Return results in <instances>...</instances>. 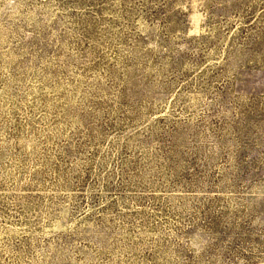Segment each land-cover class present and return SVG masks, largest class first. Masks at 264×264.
<instances>
[{"label":"rangeland","instance_id":"374dc122","mask_svg":"<svg viewBox=\"0 0 264 264\" xmlns=\"http://www.w3.org/2000/svg\"><path fill=\"white\" fill-rule=\"evenodd\" d=\"M0 264H264V0H0Z\"/></svg>","mask_w":264,"mask_h":264}]
</instances>
